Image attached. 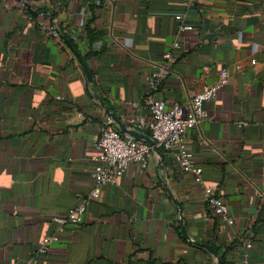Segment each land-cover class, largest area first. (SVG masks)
<instances>
[{
	"label": "crops",
	"instance_id": "crops-1",
	"mask_svg": "<svg viewBox=\"0 0 264 264\" xmlns=\"http://www.w3.org/2000/svg\"><path fill=\"white\" fill-rule=\"evenodd\" d=\"M19 1L0 0V264H217L196 243L219 263L264 264V0H201L187 11L183 0H22L37 17ZM178 14L193 31L179 32ZM165 53L171 71L157 98L167 107L186 108L222 69L229 75L184 135L201 182L159 148L92 200L110 116L100 102L129 129L148 122L149 77ZM205 187L233 224L203 202ZM82 203L80 225L54 223ZM46 236L56 240L34 257Z\"/></svg>",
	"mask_w": 264,
	"mask_h": 264
},
{
	"label": "built area",
	"instance_id": "built-area-1",
	"mask_svg": "<svg viewBox=\"0 0 264 264\" xmlns=\"http://www.w3.org/2000/svg\"><path fill=\"white\" fill-rule=\"evenodd\" d=\"M200 1L183 0L186 11L193 9ZM174 19L178 22L179 32L194 30L192 25L184 21V14L175 15ZM173 46L177 47L178 44L174 43ZM171 63V54L165 53L163 61L151 72L148 90L144 98L150 120L148 122L139 120L135 130L148 131L149 137L155 142L156 146L162 150L170 151L177 158L181 169L192 174L194 180L200 183L201 172L193 164V153L185 144L184 135L187 131L198 127L205 120L204 104L215 98L217 90L227 84L229 75L226 69H222L218 74L217 81L196 93L188 101L186 108L180 104L167 107L163 100L157 98V93L162 82L171 71ZM240 125L244 126L245 123L240 122ZM95 148L98 155L93 157L94 164L90 172L93 184L90 194L92 200L99 197L102 187L116 184L130 164H137L141 168H145L152 150L144 141H138L122 134L108 115H105L101 124ZM202 199L205 204L218 212L220 221L228 225L233 224L226 204L212 189L203 188ZM84 213L85 204L82 203L70 209L64 215L54 218V223L59 226L66 224L80 225ZM55 240L56 236L44 237L33 253L34 257L47 253L49 246ZM246 248H250V244L247 243Z\"/></svg>",
	"mask_w": 264,
	"mask_h": 264
},
{
	"label": "water",
	"instance_id": "water-1",
	"mask_svg": "<svg viewBox=\"0 0 264 264\" xmlns=\"http://www.w3.org/2000/svg\"><path fill=\"white\" fill-rule=\"evenodd\" d=\"M16 1H19V0H16ZM21 2L22 6L25 7L26 11L29 12V14H31L33 17H37V15L39 13L33 11L32 7L24 2V1H19ZM49 23H52V19H49ZM54 32L56 33V35L58 36L59 39H61L68 47V49L70 51L73 52L74 56L76 57V59L78 60V62L82 65L83 67V71H84V75L87 79L88 82H90V78H89V73L87 71V68L85 66V64L82 62V59H81V56L80 54L73 48V46L69 43V41L63 37L58 31L57 29H53ZM101 106L105 109L106 112L109 113L110 117L112 118L114 124L116 125L117 129L124 135H127L128 137L130 138H133L135 140H138V141H144L145 143H147L152 151H154L158 156L160 155V151H159V148L156 146L155 142L146 134H143V133H140V132H137L135 130H132V129H129L127 128L116 116L113 112H111L107 107H105L101 102H100ZM175 203L177 204L178 206V209H179V216H180V225H181V234H182V237L185 239V240H189L188 236H187V233L185 231V228L183 226V218H182V209L180 207V205L177 203L176 200H174ZM198 246L206 249L209 253H211L217 260V264H220L219 263V257L216 253V251L210 246V245H207V244H204V243H196Z\"/></svg>",
	"mask_w": 264,
	"mask_h": 264
},
{
	"label": "trees",
	"instance_id": "trees-1",
	"mask_svg": "<svg viewBox=\"0 0 264 264\" xmlns=\"http://www.w3.org/2000/svg\"><path fill=\"white\" fill-rule=\"evenodd\" d=\"M71 44H73V46L76 47V46L74 45V43H73L72 40H71ZM220 264H223V261H222V260L220 261Z\"/></svg>",
	"mask_w": 264,
	"mask_h": 264
}]
</instances>
